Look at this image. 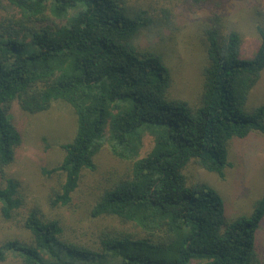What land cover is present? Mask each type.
Wrapping results in <instances>:
<instances>
[{
    "label": "trees",
    "instance_id": "obj_1",
    "mask_svg": "<svg viewBox=\"0 0 264 264\" xmlns=\"http://www.w3.org/2000/svg\"><path fill=\"white\" fill-rule=\"evenodd\" d=\"M1 1V0H0ZM16 13L0 20V212L12 220L22 208L20 182L7 177L22 135L11 122L14 101L28 113L69 103L77 115L62 162L47 174L63 179L50 206L71 203L84 170L96 169L107 144L132 163L127 176L96 196L94 218L122 226L97 228L93 244L70 238L60 218L31 210L22 238L5 236L0 261L16 264H264L257 232L264 195L249 216L226 218L221 195L192 186L184 169L195 160L223 177L232 142L264 135V105L247 100L264 70V27L252 57L242 55L238 31H207V64L198 101L171 96L163 54L142 46L157 23L148 0H5ZM205 3L208 0H192ZM145 135L153 147L142 155ZM25 234V236H24Z\"/></svg>",
    "mask_w": 264,
    "mask_h": 264
},
{
    "label": "rangeland",
    "instance_id": "obj_2",
    "mask_svg": "<svg viewBox=\"0 0 264 264\" xmlns=\"http://www.w3.org/2000/svg\"><path fill=\"white\" fill-rule=\"evenodd\" d=\"M148 1L153 4L157 23L152 30L141 35L140 44L153 46L163 54L172 74L171 96L174 98L192 103L198 101L207 64L205 42L209 29L220 27L224 34L238 31L244 57H252L261 42L259 27H264V0ZM12 13H16L14 8L1 0L0 20ZM261 105H264V70L247 100L248 109ZM9 115L20 131L22 141L16 148L15 161L6 168V174L20 182L24 203L12 220H5L0 212V244L8 235L22 238L24 219L35 209L48 217L60 218L67 225L70 238L87 244H93L97 228L122 226L114 218H94L91 209L104 187L127 176L131 162L114 156L105 144L96 156V169L84 170L71 203L53 208L49 197L63 179V174H47L45 170L62 162L65 156L62 145L73 140L77 115L63 100H54L50 109L39 113H28L14 101ZM152 147L153 137L145 135L142 155ZM228 162L223 177L204 169L195 160L189 162L184 174L192 186L214 188L225 202L226 218L236 220L249 216L257 200L264 195V135L254 133L245 139L234 140ZM0 184H5L4 179H0ZM257 243L264 261V220L257 232ZM16 263L18 259L12 256L0 261V264Z\"/></svg>",
    "mask_w": 264,
    "mask_h": 264
}]
</instances>
